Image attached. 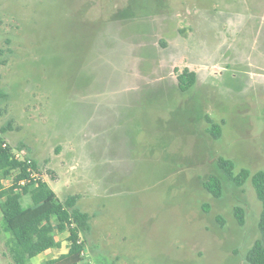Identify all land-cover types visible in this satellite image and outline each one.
I'll list each match as a JSON object with an SVG mask.
<instances>
[{"label": "rangeland", "instance_id": "1", "mask_svg": "<svg viewBox=\"0 0 264 264\" xmlns=\"http://www.w3.org/2000/svg\"><path fill=\"white\" fill-rule=\"evenodd\" d=\"M0 19V131L60 200L80 195L81 264H250L262 203L218 159L264 170V0H0ZM10 236L0 211V264Z\"/></svg>", "mask_w": 264, "mask_h": 264}, {"label": "trees", "instance_id": "2", "mask_svg": "<svg viewBox=\"0 0 264 264\" xmlns=\"http://www.w3.org/2000/svg\"><path fill=\"white\" fill-rule=\"evenodd\" d=\"M122 11L121 14L122 15ZM2 21L0 19V31ZM0 49V55L2 54ZM0 60V66L5 64ZM197 82V73L184 68L178 73V86L183 92L188 91ZM7 98L4 90L0 89V115L2 114V102ZM211 123L210 133L214 138L221 136V124L207 116ZM5 131V128L2 129ZM1 131V133H3ZM4 140V139H3ZM0 139V210L3 218V226L6 232L11 234L8 240L9 252L14 264H30V259L45 250L60 246L57 235L68 231L67 240L69 249L66 253L56 258L45 261L44 264H80L85 256V235L91 230L92 215L78 207L80 195L68 196L60 200L56 192L43 180L39 172L38 162L27 153L17 157L16 151H20L25 145L20 143L17 147L3 146ZM218 166L223 175L242 186L251 177L252 185L262 203L259 219L260 237L254 242L247 255L250 264H264V170L254 173L248 168H242L234 175L235 162L232 159L219 157ZM14 172L13 182L4 187L3 181ZM204 187L215 197H220L223 192V182L218 174L210 175L204 181ZM31 198V203L25 205V197ZM235 216L238 222L244 224V210L235 208Z\"/></svg>", "mask_w": 264, "mask_h": 264}, {"label": "crops", "instance_id": "3", "mask_svg": "<svg viewBox=\"0 0 264 264\" xmlns=\"http://www.w3.org/2000/svg\"><path fill=\"white\" fill-rule=\"evenodd\" d=\"M0 133H1V131H0ZM1 134H2V137L4 138L3 133H1ZM43 180H44V178H43ZM64 232H66V231H64ZM59 235H60V233L57 235V240L60 242V246L49 248V249L45 250L44 252L34 256L33 258L30 259V264H44L45 261H47L49 259L56 258L59 255L66 253L69 249V242L67 239H66L67 242H65V240H63L64 238H61ZM9 238H7V239L9 240ZM8 240H7V248L9 251ZM85 252H86V249H85ZM9 255H10V252H9ZM85 257H86V254H85ZM11 260H12V257H11ZM33 260H37V261L35 263H32ZM9 262H6V263L9 264ZM11 262H13V260ZM13 264H14V262H13Z\"/></svg>", "mask_w": 264, "mask_h": 264}, {"label": "built area", "instance_id": "4", "mask_svg": "<svg viewBox=\"0 0 264 264\" xmlns=\"http://www.w3.org/2000/svg\"><path fill=\"white\" fill-rule=\"evenodd\" d=\"M0 139H4L3 137H2V134L0 133ZM4 142H3V146H7L8 145V142L4 139L3 140ZM16 155H17V157H19V156H21V153L19 152V151H16ZM85 254H86V252L84 251L83 252V255L85 256Z\"/></svg>", "mask_w": 264, "mask_h": 264}]
</instances>
